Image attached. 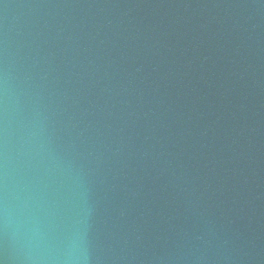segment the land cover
<instances>
[{"label": "water", "instance_id": "water-1", "mask_svg": "<svg viewBox=\"0 0 264 264\" xmlns=\"http://www.w3.org/2000/svg\"><path fill=\"white\" fill-rule=\"evenodd\" d=\"M0 264H264V0H0Z\"/></svg>", "mask_w": 264, "mask_h": 264}]
</instances>
